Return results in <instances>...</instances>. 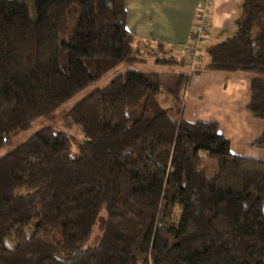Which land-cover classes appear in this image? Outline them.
Instances as JSON below:
<instances>
[{
    "label": "trees",
    "instance_id": "16d2710c",
    "mask_svg": "<svg viewBox=\"0 0 264 264\" xmlns=\"http://www.w3.org/2000/svg\"><path fill=\"white\" fill-rule=\"evenodd\" d=\"M33 4L0 0V149L122 64L185 65L127 29L125 0ZM235 27L205 68L248 74L247 109L264 120V0H243ZM189 80L118 73L69 110L77 153L46 126L0 158V264H264V161L232 153L215 121L183 118Z\"/></svg>",
    "mask_w": 264,
    "mask_h": 264
},
{
    "label": "crops",
    "instance_id": "0c3cea01",
    "mask_svg": "<svg viewBox=\"0 0 264 264\" xmlns=\"http://www.w3.org/2000/svg\"><path fill=\"white\" fill-rule=\"evenodd\" d=\"M243 0H125L126 27L140 38L162 43L170 54L184 57L197 11L206 7L208 28L200 42V61L191 72L183 95L185 120L215 121L230 141L234 154L264 161V148L253 145L264 132V120L247 109L250 97L249 75L205 68L206 49L235 33V19Z\"/></svg>",
    "mask_w": 264,
    "mask_h": 264
},
{
    "label": "rangeland",
    "instance_id": "374dc122",
    "mask_svg": "<svg viewBox=\"0 0 264 264\" xmlns=\"http://www.w3.org/2000/svg\"><path fill=\"white\" fill-rule=\"evenodd\" d=\"M24 2L28 9L29 14L31 16L34 15V4L33 0H20ZM203 42H201L202 44ZM196 68V65L195 67ZM143 71V72H157L160 74L162 80L166 82L167 86H173V84L177 81L178 76L181 73H189L190 69L188 65L183 66H167V65H157L152 61L141 63V62H130L125 63L116 68V70L110 72L105 75L101 79L94 82L92 85L69 99L62 106L54 110L53 112L37 117L32 126L27 130L15 131L9 141L0 149V158L5 156L8 152L13 150L19 144L25 142L30 137L37 134L41 129L46 126H51L56 130L64 131L70 138L72 151L73 153H77L78 144L84 138L83 133L79 127V125L72 120L69 116V110L74 107L76 104L80 103L82 100L87 98L90 94L95 92L98 88L107 84L116 74L125 72V71ZM168 95V93L165 92ZM161 102L163 105H168L170 103V99L164 95L161 98ZM201 169H204L206 175L208 177H212L215 172V162L206 157L204 153H201ZM105 213H100L98 216V221L93 229L92 235L90 239L84 244V248L96 243L100 237L101 233V223L104 220Z\"/></svg>",
    "mask_w": 264,
    "mask_h": 264
},
{
    "label": "built area",
    "instance_id": "2783aa9c",
    "mask_svg": "<svg viewBox=\"0 0 264 264\" xmlns=\"http://www.w3.org/2000/svg\"><path fill=\"white\" fill-rule=\"evenodd\" d=\"M208 28V16L206 7L201 8L196 13L195 23L190 34L187 45V65L190 72L195 65L200 61V42L205 38Z\"/></svg>",
    "mask_w": 264,
    "mask_h": 264
}]
</instances>
